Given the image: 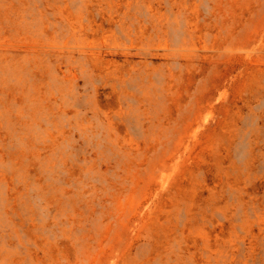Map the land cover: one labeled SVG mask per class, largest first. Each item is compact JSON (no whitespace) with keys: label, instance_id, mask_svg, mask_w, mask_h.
Wrapping results in <instances>:
<instances>
[{"label":"rangeland","instance_id":"374dc122","mask_svg":"<svg viewBox=\"0 0 264 264\" xmlns=\"http://www.w3.org/2000/svg\"><path fill=\"white\" fill-rule=\"evenodd\" d=\"M0 264H264V0H0Z\"/></svg>","mask_w":264,"mask_h":264}]
</instances>
